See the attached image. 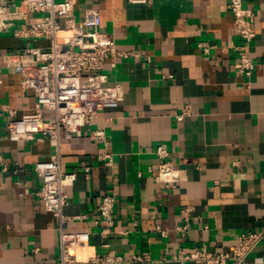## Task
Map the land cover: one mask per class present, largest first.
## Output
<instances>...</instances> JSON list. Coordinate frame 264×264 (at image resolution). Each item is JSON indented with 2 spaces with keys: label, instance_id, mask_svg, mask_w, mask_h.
I'll list each match as a JSON object with an SVG mask.
<instances>
[{
  "label": "crops",
  "instance_id": "crops-1",
  "mask_svg": "<svg viewBox=\"0 0 264 264\" xmlns=\"http://www.w3.org/2000/svg\"><path fill=\"white\" fill-rule=\"evenodd\" d=\"M18 2L0 0V5L9 11ZM76 2V19L96 9L100 30L116 48L142 55L105 61L108 83L121 85L122 98L70 137L10 141L8 114L0 115L6 163L0 171V264H51L58 254V220L35 194L41 180L34 169L55 152L61 170L75 173L63 209L72 217L65 230L90 233L78 259L112 249L123 256L147 255V264H196L181 258L201 246L230 251L241 233L264 231V0L244 2L255 13L250 76L237 69L232 45L240 39L228 0ZM11 23L0 28V104L21 116L32 110L35 96L22 87V75L3 63V55L46 46L48 40L15 36L12 27L23 22ZM94 129L102 130L103 138L92 139ZM160 143L180 170L175 189L155 181L154 150ZM100 153L111 154L112 164L99 160ZM106 194L116 200L114 229L101 234L94 208ZM184 224L181 234L176 227ZM245 264H264V235Z\"/></svg>",
  "mask_w": 264,
  "mask_h": 264
},
{
  "label": "built area",
  "instance_id": "built-area-1",
  "mask_svg": "<svg viewBox=\"0 0 264 264\" xmlns=\"http://www.w3.org/2000/svg\"><path fill=\"white\" fill-rule=\"evenodd\" d=\"M245 0H228L227 9L232 16V28L240 43L233 44L238 60V72L250 76L254 62L249 45L256 35L255 13L244 5ZM76 0H19L12 10L0 5V28L12 26V20H22L12 27L15 36L44 38L46 46L29 45L17 54H4L3 63L22 75L23 88L33 90L35 102L30 112L15 116L14 111L0 104V115L8 114L6 133L10 141L49 139L58 142L60 135L70 137L88 125L97 114L115 107L122 98L119 83H108L104 63L108 58L141 56L139 50H119L114 40L100 30L101 18L96 9L85 10L79 19L74 16ZM31 14H38L33 21L25 22ZM206 50V46L199 44ZM115 65L114 62L111 63ZM178 114L181 120L184 114ZM92 139L103 138V131L91 130ZM157 161L155 181L165 188L175 189L180 182V170L176 168L164 143L154 150ZM97 158L107 165L113 162L112 155L100 153ZM34 169L41 183L35 191L44 210L58 220V254L51 264H121L142 262L147 264V255L123 256L112 249L78 259L76 252L88 244L87 231L70 232L65 227L72 218L64 214L68 202V188L75 179L74 172H63L60 155L55 152L48 159L35 162ZM85 171L89 167L85 166ZM6 163L0 154V171ZM115 196L106 194L94 208L101 234L113 232ZM189 207L183 209L189 211ZM75 216L74 218H81ZM186 219V218H185ZM187 224L176 229L184 234ZM264 231H246L237 237L230 251H216L205 246L195 248L182 256V260L196 264H245L247 255L260 243ZM107 246V245H105Z\"/></svg>",
  "mask_w": 264,
  "mask_h": 264
}]
</instances>
